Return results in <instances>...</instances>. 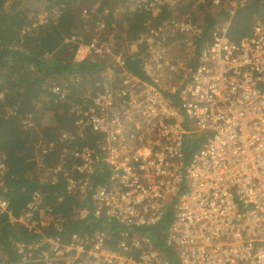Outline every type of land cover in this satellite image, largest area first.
Segmentation results:
<instances>
[{"label":"built area","instance_id":"2783aa9c","mask_svg":"<svg viewBox=\"0 0 264 264\" xmlns=\"http://www.w3.org/2000/svg\"><path fill=\"white\" fill-rule=\"evenodd\" d=\"M183 1L96 0L84 10L75 61L110 54L124 65L113 41L118 34L141 55L151 81L126 73L124 86L107 82L80 111L79 126L104 133L106 142L101 154L74 146L76 169L92 173L104 161L115 184L67 174L66 189L80 201L92 196L94 216L106 228L67 244L50 239L56 256L45 254L46 264H264V23L239 41L227 28L217 31L197 51L190 36L199 29L179 8ZM246 3L234 1L228 26ZM135 11L148 14L134 37ZM184 45L188 57L172 51ZM25 124L34 125L33 114ZM193 132L204 141L185 157L183 143ZM171 206L160 248L135 229L163 223ZM112 220L125 226L117 237Z\"/></svg>","mask_w":264,"mask_h":264},{"label":"trees","instance_id":"16d2710c","mask_svg":"<svg viewBox=\"0 0 264 264\" xmlns=\"http://www.w3.org/2000/svg\"><path fill=\"white\" fill-rule=\"evenodd\" d=\"M18 1L0 0V161L4 164L0 172V180H4L0 183V264H46L45 254L56 256L50 239L59 238L67 244L74 235H92L98 228H106L104 221L94 216L92 196L80 201L66 189L67 174L89 179L93 185L115 184L104 161L92 173L76 169L79 159L74 146L85 144L101 154L100 148L106 142L104 133L79 126L80 111L89 110L93 104L91 93L107 82L124 86L126 73L151 79L141 55L130 44L127 49L128 41L118 34L113 41L124 65L110 54L88 62L75 61L80 36L85 33L81 25L83 12L90 10V3L96 0H21L15 5ZM234 1L181 3L179 8L191 15L199 29L190 36L197 51L217 31L227 28L228 37L239 41L250 35L259 22L264 23V0H246L247 6L236 9L235 21L228 26ZM238 2L240 5L242 0ZM147 14L134 12L130 22L134 37L141 27L145 28ZM184 46L172 51L180 57L187 50ZM198 61L194 59L190 65L194 67ZM29 114H33L31 126L25 124ZM202 141L203 133L186 136L185 157L194 153ZM66 146L72 149L67 151ZM41 201L43 205L34 208ZM172 215L171 206L163 223L135 230L148 233L161 248ZM124 229L112 220L114 237ZM170 256L174 257V252Z\"/></svg>","mask_w":264,"mask_h":264},{"label":"rangeland","instance_id":"374dc122","mask_svg":"<svg viewBox=\"0 0 264 264\" xmlns=\"http://www.w3.org/2000/svg\"><path fill=\"white\" fill-rule=\"evenodd\" d=\"M21 3V0H19L15 5H19ZM32 5H35V4H32ZM39 6H45L44 4H42V5H40V4H36V7H39ZM192 51L191 50H189V51H185L180 57L181 58H186V57H188L189 56V54L191 53Z\"/></svg>","mask_w":264,"mask_h":264}]
</instances>
